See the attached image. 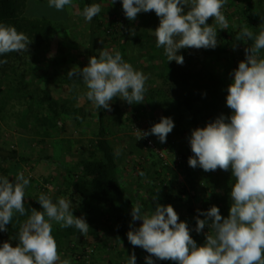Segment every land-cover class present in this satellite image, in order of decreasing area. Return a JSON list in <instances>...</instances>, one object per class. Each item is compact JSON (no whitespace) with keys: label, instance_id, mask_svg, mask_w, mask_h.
<instances>
[{"label":"rangeland","instance_id":"obj_1","mask_svg":"<svg viewBox=\"0 0 264 264\" xmlns=\"http://www.w3.org/2000/svg\"><path fill=\"white\" fill-rule=\"evenodd\" d=\"M248 4L254 11L245 14ZM100 11L106 24L113 15L124 20L118 34L123 40L104 30L98 36L106 136L126 186L124 213L135 228L139 264L149 263L148 242L160 258L170 247L192 243L193 234H202L223 264H264V0H103ZM26 13L59 30L44 45H17L1 53L0 145L27 162L0 165V212L13 209L12 196L19 192L39 195L49 200L47 224L77 221L83 230L65 241V247L76 245L74 251L45 257L23 254L15 241L3 238L0 264H125L109 208L101 207L100 214L65 211L59 196L69 166L87 154L98 129L87 56L89 19L77 0H34ZM196 28L219 54L210 47L215 54L206 56ZM115 57L123 67L127 62V71L113 65ZM173 69L203 75L206 96L191 113L151 108L156 84ZM75 70L79 78L71 91L59 77ZM45 88L60 102L76 97L77 120L62 116L50 125L38 104ZM152 124L167 131V138L152 135L164 160L138 146L134 127ZM179 189L199 201L219 198L224 230L205 227L197 209L189 214L184 205L164 203L166 193ZM203 253L192 264H205Z\"/></svg>","mask_w":264,"mask_h":264},{"label":"trees","instance_id":"obj_2","mask_svg":"<svg viewBox=\"0 0 264 264\" xmlns=\"http://www.w3.org/2000/svg\"><path fill=\"white\" fill-rule=\"evenodd\" d=\"M33 1L0 0V61L3 58L1 53L5 50L17 45H25L27 47L44 45L58 33L57 25L51 21L34 17L30 14L31 12L26 13L28 4ZM77 2L90 22L87 56L93 81V90L96 96L98 129L96 139L90 145L87 154L80 158L76 164L69 166L66 180L59 190V196L64 206L67 207L65 211L85 210L84 212H97L100 214L101 207L107 206L113 216V233L124 248L121 256L125 259V264H139L134 247L135 228L124 213L126 186L118 171L116 150L106 136L105 116L107 109L102 87L101 37L98 36L104 30L111 38L123 40L118 34L121 27L123 28L124 20L122 17L113 15L106 19L108 24L104 23L100 11L103 0H77ZM253 11V6L248 4L244 13L250 14ZM195 34L197 35L196 40H200L199 43L207 57L214 55L215 51L218 53L219 49L214 48V45L206 37L207 34H200L197 28ZM120 46L123 52L125 47L123 45ZM210 47L215 51L210 49ZM142 49L147 50L145 47ZM122 63L124 67L128 65L126 61ZM115 64H119L118 66H121L120 69L123 72L127 71V68H124L116 57L113 65L115 66ZM72 73L75 74L58 73L62 75L59 77L62 78V82L70 84L71 91L74 90L77 84L76 81L79 78L78 70ZM209 75L210 77L212 76L211 73ZM202 77L201 73H187L186 71L174 69L170 73L164 74L161 77V83L156 80L158 84H156L155 91L151 94L152 100H149V103L152 110L161 109L166 114L172 112L181 113V109L184 108L187 111L186 113H191L195 105L202 102L204 96H206L205 91L207 90L200 82ZM218 78L216 77V80ZM2 80L3 75L0 74V97L4 93V82ZM38 104L44 112L43 116L45 119L47 120L48 118L47 122L50 125L55 126L62 116H71L74 120H77L76 97L60 102L52 96L49 89L45 88L41 90V95L39 94ZM152 125L157 126L162 132L156 135L157 139L167 138L168 134L164 126ZM138 146L139 148L147 147L146 142L143 140H138ZM250 150L254 154L256 149L252 146ZM18 161L27 162V159L21 157L18 151L0 145V165ZM2 171L5 175L8 173L6 169ZM160 183L164 184V181L161 180ZM41 190L43 193H47L45 188ZM165 196L166 201L164 203L184 205L189 214H193L194 209H197L205 227L211 225L217 228L219 233L224 230V215L218 205L219 198L216 196L208 199L204 196L199 201L194 194L191 195L186 189H179L174 195L166 193ZM12 199L13 209L9 212H0V240L3 238L11 239L16 242L23 254L28 252L35 256L39 254L45 257L55 251L67 249L74 251L76 245L70 243L65 247V241L83 230L77 221L65 223V225L59 222L49 225L46 222L49 216V211L47 210L49 200L43 199L39 195L33 198H26L20 192L13 195ZM59 216L61 218L62 214ZM256 216L261 215L257 213ZM94 235L97 237L98 234L94 233ZM147 248L148 264H192L196 257L195 255L202 250L205 256V264H223L213 258L210 245L202 234H193L192 243H188L185 248L175 245L164 250L160 258L156 256L152 243L148 242ZM84 255L86 256V253L82 256ZM189 255H191V258L188 257Z\"/></svg>","mask_w":264,"mask_h":264},{"label":"built area","instance_id":"obj_3","mask_svg":"<svg viewBox=\"0 0 264 264\" xmlns=\"http://www.w3.org/2000/svg\"><path fill=\"white\" fill-rule=\"evenodd\" d=\"M134 132L138 136L139 140H143L144 142H146V146L148 148L153 149L161 158L165 159L164 153L162 152V150L157 148L155 144V140L152 139L153 134L159 135L162 133L161 130L157 126L137 125L134 127Z\"/></svg>","mask_w":264,"mask_h":264}]
</instances>
